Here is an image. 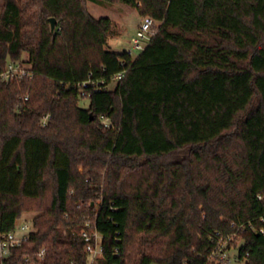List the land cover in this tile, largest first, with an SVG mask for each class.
<instances>
[{
	"label": "trees",
	"instance_id": "trees-1",
	"mask_svg": "<svg viewBox=\"0 0 264 264\" xmlns=\"http://www.w3.org/2000/svg\"><path fill=\"white\" fill-rule=\"evenodd\" d=\"M88 1L2 4L0 75L32 76L0 79V230L36 210L5 264H87L86 222L100 264H215L228 236L264 264V0H92L159 22L136 56Z\"/></svg>",
	"mask_w": 264,
	"mask_h": 264
},
{
	"label": "built area",
	"instance_id": "built-area-1",
	"mask_svg": "<svg viewBox=\"0 0 264 264\" xmlns=\"http://www.w3.org/2000/svg\"><path fill=\"white\" fill-rule=\"evenodd\" d=\"M158 23L159 22L151 16L143 17L142 22L137 28L136 34L131 39L132 48L128 50V52L132 53L134 49L142 51L150 42L152 36L156 33L157 30L155 29L157 28ZM126 73V68L117 72L113 76L114 82L123 79ZM26 75L32 76V73L27 71L20 64L9 63L6 69L1 73L0 79L10 80ZM46 118L47 116L45 119ZM17 228L18 226L16 229L10 231L0 230V262L2 264L11 260L14 249L21 246L23 241L28 239L33 230L32 223H24L20 225V229L23 232L21 235L17 234ZM80 234L85 243L86 263L100 264L104 252L102 234L92 225L91 222H86L85 226L81 229ZM232 237L233 236H228L226 239L220 238L218 241L217 248L212 252L210 257L215 264H247L245 260L237 261L235 256L232 258L228 253L227 250H229V247H227V245ZM60 247L67 250L70 255L74 256V250L69 243L61 244ZM45 254L46 251L44 248L39 251L27 253L23 256L24 262L26 264H39L44 260Z\"/></svg>",
	"mask_w": 264,
	"mask_h": 264
},
{
	"label": "rangeland",
	"instance_id": "rangeland-1",
	"mask_svg": "<svg viewBox=\"0 0 264 264\" xmlns=\"http://www.w3.org/2000/svg\"><path fill=\"white\" fill-rule=\"evenodd\" d=\"M4 0H0V11ZM88 10L95 18L109 17L114 22L115 32L110 33L108 37L107 48L113 51L122 52L130 50L132 48L131 39L136 34L137 28L143 20V17L136 8L130 7L122 3H116L114 5H104L95 1H88ZM159 24V23H158ZM157 30V28L155 29ZM140 50L134 49L132 54L136 56ZM83 106H87L89 101L83 99L81 101ZM84 167L80 166L79 171H83ZM49 196L46 195L43 199L48 200ZM40 201V200H39ZM39 201L32 203L33 207H38ZM36 204V206H35ZM36 214V210L27 211L24 215L25 218L18 222L17 234L21 235L23 232L20 229V225L24 223H32V219ZM235 242V240H234ZM236 245L241 243V239L236 240ZM236 246V247H237ZM236 247L229 248L228 253L233 258L236 254Z\"/></svg>",
	"mask_w": 264,
	"mask_h": 264
},
{
	"label": "water",
	"instance_id": "water-1",
	"mask_svg": "<svg viewBox=\"0 0 264 264\" xmlns=\"http://www.w3.org/2000/svg\"><path fill=\"white\" fill-rule=\"evenodd\" d=\"M49 21H50L51 33L54 34L57 27V19L55 17H50Z\"/></svg>",
	"mask_w": 264,
	"mask_h": 264
}]
</instances>
